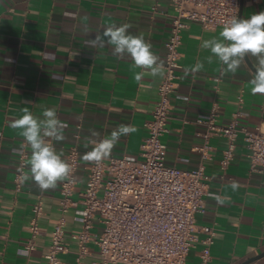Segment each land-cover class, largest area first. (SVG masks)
<instances>
[{"label": "crops", "instance_id": "0c3cea01", "mask_svg": "<svg viewBox=\"0 0 264 264\" xmlns=\"http://www.w3.org/2000/svg\"><path fill=\"white\" fill-rule=\"evenodd\" d=\"M155 8L157 13L153 12ZM261 12L264 0H245L241 19ZM172 16L169 0H0V264H47L46 248L60 218L63 181L45 192L39 248L28 253L25 243L30 238V222L40 189L28 180L20 192L16 191L15 177L24 154L25 172L30 175L31 147L25 143L22 130L14 126L23 109L40 119L45 109H53L67 125L63 141L45 139L65 161L68 150L78 148L80 167L73 199L79 201L86 186L87 168L93 163L82 156L121 125H132L136 131L121 135L109 158L140 160V146L148 135L146 124L152 120L159 100ZM125 24L129 34L142 35L151 44L158 62L163 63L161 75L153 77L150 71L134 67L130 56L115 54L113 46L106 42L94 43L107 28ZM222 29L207 30L189 22L183 31L179 88L171 96L168 133L162 141L167 146L168 166L192 170L203 165L211 177L206 211L195 216L199 242L190 251L186 264H201V241L206 238L202 227L216 229L212 264H264V174L251 169L243 137L237 142L235 158L224 178L220 162L228 148L226 139L210 136L208 160H202L194 151V147L204 144L203 135L208 133L205 124L195 121L206 120L215 106L218 124L229 125L242 96L239 127L255 131L264 123V93L252 94L250 81L255 72L248 62L235 74L225 73V66L202 46L218 38ZM248 60L255 69L256 58ZM197 63L204 67L193 72ZM140 71L145 74L138 83L134 76ZM215 77L222 79L218 91ZM213 193L219 201L212 198ZM82 217L81 206L67 215L69 252L59 256L61 264L95 261L98 249L93 244L89 246L91 255L77 261L78 246L73 236L82 232ZM94 225L93 233H100L98 219Z\"/></svg>", "mask_w": 264, "mask_h": 264}, {"label": "built area", "instance_id": "2783aa9c", "mask_svg": "<svg viewBox=\"0 0 264 264\" xmlns=\"http://www.w3.org/2000/svg\"><path fill=\"white\" fill-rule=\"evenodd\" d=\"M173 9L170 38L166 42L164 76L158 89L159 100L146 124L147 137L140 146V160L128 157L109 158L99 164L93 162L87 169V181L79 201L74 200L80 167L77 147L67 152L66 162L71 166L68 179L63 180L60 192V218L52 232L50 246L46 248L47 264H61L59 256L69 252L65 228L70 210L83 208L82 232L73 236L77 241V261L91 255L89 246L95 245L98 253L93 264H186L190 251L199 242L195 216L206 211L211 177L200 165L192 170H179L166 163L167 146L162 138L168 133L172 109L171 96L179 88V71L182 69L180 48L182 33L188 23H199L203 29L223 28L232 19H239L241 0H169ZM258 3L259 0H250ZM157 13V9H153ZM221 77H215V90ZM243 98L239 97V109L229 125L218 124L217 107H213L205 124L208 133L203 135L204 144L194 147L202 160L211 158L209 138L211 135L226 139L228 148L220 162L223 173L235 158L240 137L249 151L251 169L264 174V123L255 131L239 127ZM184 123H189L184 120ZM81 127H79L80 130ZM78 138V136H77ZM56 150V149H55ZM27 156L24 154L15 177L16 191L24 183ZM40 189V188H39ZM47 190H41L33 208L30 222V238L25 243L28 253L35 252L40 235L39 221L44 215V198ZM102 227L93 233L95 220ZM206 234L201 242V264H212L211 248L216 237L214 227H202Z\"/></svg>", "mask_w": 264, "mask_h": 264}, {"label": "clouds", "instance_id": "9594fccd", "mask_svg": "<svg viewBox=\"0 0 264 264\" xmlns=\"http://www.w3.org/2000/svg\"><path fill=\"white\" fill-rule=\"evenodd\" d=\"M128 25L112 26L104 31L103 36H97L94 43L103 45L105 42L113 46L115 54L131 57L134 67L150 71L153 77L162 74L163 63L158 62V57L153 53L151 44L144 37L129 34ZM210 49L213 56L222 63L225 73L235 74L248 59L256 58L255 75L250 81L252 94L264 93V12L252 14L248 19H232L219 32L218 38L205 41L202 45ZM211 63V57H209ZM204 65L197 63L192 71L202 69ZM145 72H136L134 79L141 82ZM43 118L34 117L27 109L23 115L14 122V126L21 129L25 143L31 147L30 168L23 174V181L32 180L41 190L54 189L58 181L68 179L72 169L62 159V154L46 141L52 137L56 141H63V130L67 127L57 116L55 110L45 109ZM132 125H121L114 130L110 137L99 141L98 146L91 152H86L82 159L99 164L110 157L112 150L121 135L135 132ZM233 190L237 188L234 183ZM213 199L219 201V196L211 194Z\"/></svg>", "mask_w": 264, "mask_h": 264}, {"label": "water", "instance_id": "95a60500", "mask_svg": "<svg viewBox=\"0 0 264 264\" xmlns=\"http://www.w3.org/2000/svg\"><path fill=\"white\" fill-rule=\"evenodd\" d=\"M244 3H245V0H241L239 19H241V16H242ZM246 61L248 62V64L250 65V67H251V68L253 69V71L255 72L254 67L251 65V63L249 62V60H248L247 57H246Z\"/></svg>", "mask_w": 264, "mask_h": 264}]
</instances>
